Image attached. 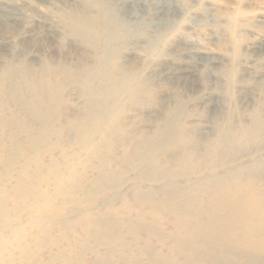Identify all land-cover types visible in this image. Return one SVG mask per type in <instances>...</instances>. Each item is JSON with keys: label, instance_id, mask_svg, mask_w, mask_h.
Segmentation results:
<instances>
[{"label": "rangeland", "instance_id": "rangeland-1", "mask_svg": "<svg viewBox=\"0 0 264 264\" xmlns=\"http://www.w3.org/2000/svg\"><path fill=\"white\" fill-rule=\"evenodd\" d=\"M102 1L118 34L103 69L116 85L127 76L130 86L115 98H99L101 78L87 77L106 53L76 23L99 20L97 0H0V101L8 74L33 91L43 86L50 106L45 129L29 136L37 115H17L13 124L12 103L0 112V264L183 262L170 250L175 232L167 208L153 204L164 189L173 205L186 187L224 172L256 174L263 187L264 0ZM86 79L94 80L90 94ZM256 110L261 136L228 146L229 132L248 127ZM100 112L109 115L97 126ZM180 128L183 141L175 144L167 132L179 135ZM141 142H148L140 147L150 165L136 164ZM87 221L95 224L86 230ZM182 248L189 249L185 241ZM210 254L199 261L244 264Z\"/></svg>", "mask_w": 264, "mask_h": 264}, {"label": "bare ground", "instance_id": "bare-ground-1", "mask_svg": "<svg viewBox=\"0 0 264 264\" xmlns=\"http://www.w3.org/2000/svg\"><path fill=\"white\" fill-rule=\"evenodd\" d=\"M124 1L127 2L129 0H124ZM97 2L100 6L99 20H97L96 22H92V21L90 22L77 17L76 23L78 24L81 30H84L88 33H92L94 39L97 40V45L100 42L101 48L105 50L103 53L107 54L113 48L112 46L113 39H115L118 36L117 32H115V30L112 29L114 25H116V22H111L110 20L109 21L106 20V17L104 15L105 4H103L102 0H97ZM103 18H104V22L102 21ZM106 54L101 58L97 59L96 61L97 66L89 71L87 77L101 78V87L103 86V88L98 89L96 91V93H98L99 95V98L100 97L103 98L106 95H108V97L111 96L115 98L123 92L130 91L129 81H128V77L126 76L123 80L124 83L122 82L121 84L116 85V83L114 84L113 80L109 79V77L111 78L113 77L110 74V72L112 71H107V72L104 71L103 64L106 63L107 60L110 61L111 55L109 54L106 55ZM110 67H114L115 69L114 65H111ZM110 70H112V68ZM4 81L5 83L8 84V88L5 89V91L4 90L1 91L2 98H4L5 104H3L0 101V112L3 111L5 106L6 108H8L7 104L12 103L13 108H9V112L13 113L11 115V119L13 118L14 120V122L11 121L13 124L16 122L15 119L17 115H22L23 117L24 116L27 117V114H29V116L32 117L33 115L31 116L30 113H33L34 115H37V117L40 118V120L39 122L37 121L29 122L25 130V132L27 131L26 136H29V133H31L33 129H36L38 130V132L42 133V129L44 130L45 126L47 125L48 119H46V115L49 114L48 111L50 110L49 108L50 106L48 103L49 101L44 98L45 91L43 89V86L36 87V89L33 91L31 87L29 88V86H31L29 83L20 82L18 84H15L10 79L8 74H5ZM92 83H94V80L91 82L90 80L86 79L83 84L86 91H88L89 94ZM96 101L94 108H99L103 110L105 104L101 102L97 104ZM100 101H103V99L102 100L100 99ZM16 108L19 111H16L17 110ZM14 113H16V115H14ZM108 115L109 114H105V113L103 114L102 112L96 114L93 120L95 122L93 123H95L97 126H101L100 123H102L103 120H105L106 116ZM70 123L72 124L73 121L70 120ZM83 123L78 122L77 125L82 126ZM262 126H263V122L261 120L260 114L256 110L253 112L251 124L248 127H242L241 129L235 131L234 133L231 131L229 132V135L226 140L227 145L229 146V144H231L232 142H235L236 144L244 147L250 144L252 145V142L255 143V141L261 136ZM0 132H2V126H0ZM167 133H169L168 136L170 140H174L175 144L178 142V138L181 139L180 138L182 134L181 128L178 133L179 135L175 134V132L172 131H169ZM78 134L81 133H79L78 131ZM82 135L85 134L83 133ZM161 135H165L166 137V131H164L163 134ZM5 138L11 141L13 145L17 143L15 137L10 133L6 134ZM85 140L87 141V138H85ZM134 141L136 142L135 139L132 140V142ZM147 143L148 142H141L136 146L134 145L135 158L137 162L136 164L138 166L151 164V157L148 155V153H144V150H142V148L140 147L142 145L144 146L143 149H145V144L148 145ZM128 146L129 145H127L126 143L122 144L123 149L128 148ZM181 146L179 145V147ZM168 147L170 148V146ZM208 147L211 153L215 145ZM148 148L150 147L148 146ZM200 160L194 163V166L192 167V172H195L194 170H196L198 174L201 171H203L201 170V168H203L204 160L203 161ZM249 171L250 170H248V172ZM207 173H209V175L210 174L214 175L212 171H208ZM238 175L235 174L234 172H224L219 176L217 175L210 176L209 177L210 179L206 181L201 180L195 186L186 187L185 195L183 196L182 200L178 201L176 204L173 205H170L167 202L168 197L165 196L164 194L168 191L167 189H164V193L162 197L161 198L159 197L156 203L152 201V203L154 202L153 203L154 205H158L157 206L158 208L156 207V209L162 208V206H164L162 209L164 210V208L166 207L170 215L169 216V219H171L170 223H172V228L174 229L175 232V237H171V239H169L170 241H172L170 250L173 251L174 254L181 255L182 257L184 256L183 257L184 261L187 260L185 262L183 261L177 263L176 259L173 258L172 260L174 264H190L189 258H191V264H202V262L199 261V259L202 258V260H204L207 257L210 258L209 256L210 253H212L213 256L214 254H219L221 257L220 259H222V257L228 258L229 260L242 259L244 261V264H264V257H258L255 255L256 251L258 252L260 251L264 253V179L262 185L263 187H257L255 178L259 177L258 175L257 176L256 174L254 176L246 175V178H241ZM171 198L176 199L177 198L176 193H174L171 196ZM137 201L138 203H141V201H139L138 198ZM141 204L142 207L145 205L144 202ZM155 212L154 209L151 208L150 213L151 214L154 213L153 215H155L157 214ZM86 223L88 224L86 230L89 229L90 227H93L95 224L94 222L91 221H87ZM103 235L105 236L106 234ZM177 238L179 239L181 238L183 242L185 241L189 246V249L184 250L182 248L181 250L180 243L183 242H178ZM198 246H203L204 250L200 251L198 249ZM206 247L211 248L212 251L206 250ZM214 259L218 260L219 258H214ZM162 260L164 261V259ZM153 263L152 261L151 262L149 261V264H153ZM211 264H219V263L213 261L211 262Z\"/></svg>", "mask_w": 264, "mask_h": 264}]
</instances>
